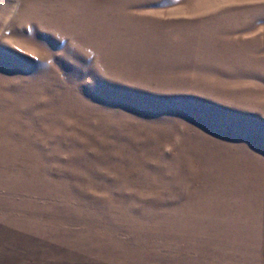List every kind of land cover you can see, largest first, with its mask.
<instances>
[{
	"label": "rangeland",
	"instance_id": "rangeland-1",
	"mask_svg": "<svg viewBox=\"0 0 264 264\" xmlns=\"http://www.w3.org/2000/svg\"><path fill=\"white\" fill-rule=\"evenodd\" d=\"M0 264H264V0H0Z\"/></svg>",
	"mask_w": 264,
	"mask_h": 264
}]
</instances>
